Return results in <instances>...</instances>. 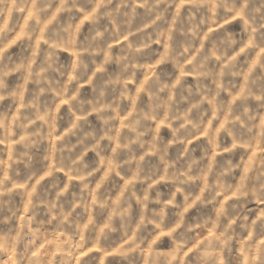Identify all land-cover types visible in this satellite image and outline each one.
<instances>
[{
  "label": "clouds",
  "instance_id": "obj_1",
  "mask_svg": "<svg viewBox=\"0 0 264 264\" xmlns=\"http://www.w3.org/2000/svg\"><path fill=\"white\" fill-rule=\"evenodd\" d=\"M0 264H264V0H0Z\"/></svg>",
  "mask_w": 264,
  "mask_h": 264
}]
</instances>
